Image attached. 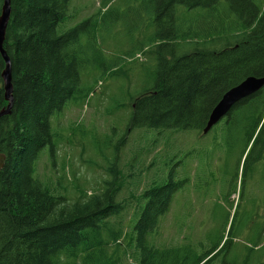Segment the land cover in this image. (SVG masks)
<instances>
[{
	"label": "trees",
	"instance_id": "obj_1",
	"mask_svg": "<svg viewBox=\"0 0 264 264\" xmlns=\"http://www.w3.org/2000/svg\"><path fill=\"white\" fill-rule=\"evenodd\" d=\"M157 1L163 4L162 13L173 17L164 22L171 32L150 40L160 51L158 65L147 85L130 94L133 111L129 127L203 133L213 109L230 88L248 75L264 77V0H149ZM3 2L0 0V15ZM11 3L5 49L12 62L14 108L0 120V155L4 156L0 169V264H125L128 255L133 264H264V212L254 209L255 200L247 201L250 208L246 207L238 230L252 236V241H247L238 255L236 250L233 257L228 254L235 235L230 230L225 237V224L220 238L206 248L191 243L158 245L149 236L156 234L161 217L183 186L170 179L145 188L121 248L127 233L121 223L111 222L123 212L116 200L122 185L115 180L116 174L101 193L88 196L81 191L83 196L75 201L36 177L41 152L46 146L52 151L55 147L52 117L59 116L69 100L90 93L81 87L83 59L75 49L89 20L59 34L57 28L70 0ZM179 5L200 11L187 30L180 22ZM187 42L192 46L189 52L174 51ZM168 48L171 52L161 53ZM113 64L106 67L107 73L118 67ZM4 68L0 55V110L8 104L2 83ZM230 111L223 123L208 133L215 130L216 145L221 140L227 172L232 160L239 165L231 174L236 178L233 184L240 175L244 185L249 172L259 174L263 196L259 209H264V87ZM235 135L242 148L229 141L236 142ZM226 198L229 202L228 195ZM254 221L261 222L254 225Z\"/></svg>",
	"mask_w": 264,
	"mask_h": 264
},
{
	"label": "rangeland",
	"instance_id": "obj_2",
	"mask_svg": "<svg viewBox=\"0 0 264 264\" xmlns=\"http://www.w3.org/2000/svg\"><path fill=\"white\" fill-rule=\"evenodd\" d=\"M69 5L57 31L62 34L89 20L80 34V46L75 49L83 59L81 87L90 93L69 100L62 113L52 117L55 147L52 151L46 146L41 152L36 177L75 201L83 196L81 191L88 196L101 193L116 174L115 180L122 183L116 200L123 212L111 222L121 223L127 233L121 239V248L145 188H154L170 179L182 182L170 209L161 217L156 234L149 237L158 245L191 243L206 248L220 238L225 224V237L230 230L235 235L228 254L233 257L236 250L238 255V250L252 241V236L238 232L242 215L249 207L247 201L255 200L254 209L264 212L259 209L263 199L259 174L249 172L244 185L240 175L233 184L236 178L231 174L239 165L232 160L227 172L226 152L221 140L216 145L215 130L205 134L197 130L131 129L128 124L133 111L130 94L147 85L148 76H153L158 65L160 51L150 40L171 32L164 22L171 21L172 15L162 13L161 2L149 0H70ZM177 8L180 22L187 30L189 21L197 18L200 11L180 5ZM181 45V50H174L176 53L192 49L189 42ZM133 51L132 56L129 52ZM169 52L170 48L161 53ZM112 63L118 67L107 73L105 69ZM229 141L235 148L243 147L240 139ZM227 174L229 179L221 186ZM258 223L254 221V225ZM262 236L261 246L264 231ZM261 254L264 263V249ZM133 263V257L128 255L125 264Z\"/></svg>",
	"mask_w": 264,
	"mask_h": 264
},
{
	"label": "water",
	"instance_id": "obj_3",
	"mask_svg": "<svg viewBox=\"0 0 264 264\" xmlns=\"http://www.w3.org/2000/svg\"><path fill=\"white\" fill-rule=\"evenodd\" d=\"M12 13V3L11 0H4L2 12L0 15V55L5 62V68L2 72L4 90H5V100L7 101V106L1 108L0 110V120L11 114L14 105V88L12 82V62L5 49V40L8 25L11 19ZM264 87V77L249 76L245 78L242 82L236 86L230 88L218 102V104L213 109L208 123L204 128L203 132L207 134L217 123L221 122L226 118L229 113L234 108V106L241 100L248 98L260 89ZM4 165V156L0 155V169Z\"/></svg>",
	"mask_w": 264,
	"mask_h": 264
}]
</instances>
